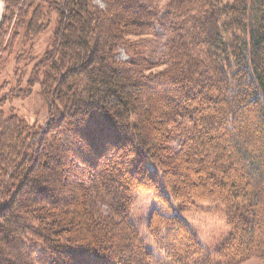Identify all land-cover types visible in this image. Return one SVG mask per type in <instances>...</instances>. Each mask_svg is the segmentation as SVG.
<instances>
[{
    "label": "trees",
    "instance_id": "obj_1",
    "mask_svg": "<svg viewBox=\"0 0 264 264\" xmlns=\"http://www.w3.org/2000/svg\"><path fill=\"white\" fill-rule=\"evenodd\" d=\"M103 1L3 0L0 55L17 51L18 86L0 97V264L264 258V0ZM156 25L158 57L145 53ZM37 82L39 126L3 110ZM136 191L162 205L147 234ZM206 202L229 226L213 250L182 216Z\"/></svg>",
    "mask_w": 264,
    "mask_h": 264
},
{
    "label": "rangeland",
    "instance_id": "obj_2",
    "mask_svg": "<svg viewBox=\"0 0 264 264\" xmlns=\"http://www.w3.org/2000/svg\"><path fill=\"white\" fill-rule=\"evenodd\" d=\"M144 1L149 6L163 9L165 3L168 0ZM95 3L100 6H104L105 4L103 0H95ZM53 28L54 23L52 25V28L37 41L34 47L33 55H37L39 58H41L44 51L51 45ZM164 41L165 39L163 30L159 27V25H156V32L153 35L145 37L146 55L158 57L164 48ZM18 55H20V53ZM0 56L2 60L0 83L8 82L7 88L3 89V92H1L0 94L1 97L10 92L13 88L17 89L16 87L18 86V82L15 77L17 51H14L12 53H3V55L1 53ZM118 58L126 60L129 58V55L125 52L124 49H120ZM26 63L27 62H24L23 65H26ZM23 67L27 71V74L24 78L22 89H26L30 80L29 72L32 71L33 66L31 65ZM12 106L17 109L18 113L22 117H24L29 123L34 125H42L49 118V106L40 93V85L38 82L31 88L30 92L26 96L15 95L12 100H9L7 102L3 110L9 112L10 107ZM135 194L136 203L132 208V218L137 223L141 232L143 234H147V222L151 211L157 207L161 208L162 205L151 192L136 191ZM166 212L167 214H173L178 212V210H167ZM182 216L185 217L187 222L199 235L201 243L207 250H213L219 244L223 236H225L229 232V226L227 225L224 212L216 203H199L194 206L191 211L183 213ZM149 246L155 250H158L154 242L151 240H149ZM158 252L160 251L158 250ZM237 264H264V258L254 257Z\"/></svg>",
    "mask_w": 264,
    "mask_h": 264
},
{
    "label": "water",
    "instance_id": "obj_3",
    "mask_svg": "<svg viewBox=\"0 0 264 264\" xmlns=\"http://www.w3.org/2000/svg\"><path fill=\"white\" fill-rule=\"evenodd\" d=\"M3 17H4V2L3 0H0V28L2 26Z\"/></svg>",
    "mask_w": 264,
    "mask_h": 264
}]
</instances>
